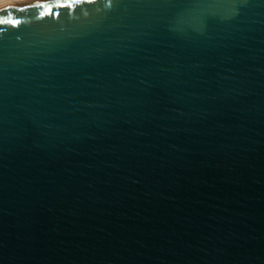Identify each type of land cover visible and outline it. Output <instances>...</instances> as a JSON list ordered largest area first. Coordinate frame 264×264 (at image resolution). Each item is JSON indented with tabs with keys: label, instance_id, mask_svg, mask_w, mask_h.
Listing matches in <instances>:
<instances>
[{
	"label": "water",
	"instance_id": "water-1",
	"mask_svg": "<svg viewBox=\"0 0 264 264\" xmlns=\"http://www.w3.org/2000/svg\"><path fill=\"white\" fill-rule=\"evenodd\" d=\"M0 264H264V0L0 8Z\"/></svg>",
	"mask_w": 264,
	"mask_h": 264
},
{
	"label": "bare ground",
	"instance_id": "bare-ground-1",
	"mask_svg": "<svg viewBox=\"0 0 264 264\" xmlns=\"http://www.w3.org/2000/svg\"><path fill=\"white\" fill-rule=\"evenodd\" d=\"M35 0H0V8L12 5V4H20V3H26L31 2Z\"/></svg>",
	"mask_w": 264,
	"mask_h": 264
}]
</instances>
